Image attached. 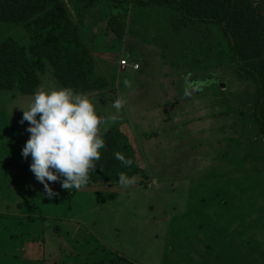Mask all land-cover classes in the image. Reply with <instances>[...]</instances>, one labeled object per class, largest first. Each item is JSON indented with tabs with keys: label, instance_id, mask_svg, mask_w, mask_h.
I'll return each instance as SVG.
<instances>
[{
	"label": "rangeland",
	"instance_id": "1",
	"mask_svg": "<svg viewBox=\"0 0 264 264\" xmlns=\"http://www.w3.org/2000/svg\"><path fill=\"white\" fill-rule=\"evenodd\" d=\"M139 1L149 0H61L107 81L84 94L100 116H116L101 136L129 138L147 184L49 182V199L21 156L30 134L20 109L31 96L0 90V264H264L255 86L216 24ZM7 39L30 46L23 25L0 23V46ZM123 61L138 70L122 71ZM50 67L40 88H63Z\"/></svg>",
	"mask_w": 264,
	"mask_h": 264
},
{
	"label": "trees",
	"instance_id": "2",
	"mask_svg": "<svg viewBox=\"0 0 264 264\" xmlns=\"http://www.w3.org/2000/svg\"><path fill=\"white\" fill-rule=\"evenodd\" d=\"M143 6H179L192 23L216 24L230 43L237 71L255 86L253 116L264 136V0H149ZM111 19L110 27L121 34ZM0 23L23 25L30 46L7 39L0 46V90H20L32 96L41 87L51 65L53 77L63 88L75 93L101 92L106 79L97 73L95 58L61 0H0ZM105 147L95 168L89 172L88 187L119 186L118 174L142 180L148 177L140 165L129 138L118 129L104 136ZM121 152L133 160L130 168L115 159Z\"/></svg>",
	"mask_w": 264,
	"mask_h": 264
},
{
	"label": "clouds",
	"instance_id": "3",
	"mask_svg": "<svg viewBox=\"0 0 264 264\" xmlns=\"http://www.w3.org/2000/svg\"><path fill=\"white\" fill-rule=\"evenodd\" d=\"M126 101L116 99L112 107L119 112ZM20 109V108H19ZM23 112L21 125L28 122L30 134L21 156L31 157L29 170L36 181L43 185L49 199L57 195L49 182H60L64 190L79 189L89 180L90 170L101 157L105 147L101 129L116 116H100L88 96L75 93L68 88H38L31 96ZM115 159L130 168L133 160L121 152L114 153ZM118 183L127 188L136 183L135 176L118 174Z\"/></svg>",
	"mask_w": 264,
	"mask_h": 264
},
{
	"label": "built area",
	"instance_id": "4",
	"mask_svg": "<svg viewBox=\"0 0 264 264\" xmlns=\"http://www.w3.org/2000/svg\"><path fill=\"white\" fill-rule=\"evenodd\" d=\"M121 67H122V71H126L128 69H131V70H138V66H135V65H132V64H129L128 62L126 61H123L122 64H121Z\"/></svg>",
	"mask_w": 264,
	"mask_h": 264
}]
</instances>
